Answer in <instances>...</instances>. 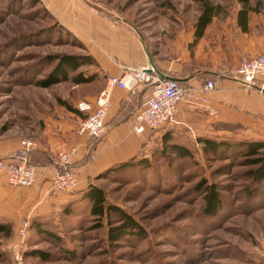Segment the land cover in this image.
Returning <instances> with one entry per match:
<instances>
[{
    "label": "rangeland",
    "instance_id": "374dc122",
    "mask_svg": "<svg viewBox=\"0 0 264 264\" xmlns=\"http://www.w3.org/2000/svg\"><path fill=\"white\" fill-rule=\"evenodd\" d=\"M90 1L129 25L147 47L172 39L180 30L190 32L201 9L198 0ZM208 1L220 6L217 16L223 19L236 14L242 3ZM248 2H259L264 10V0ZM83 52L39 1L0 0V140L37 138L52 122L68 116L72 110L62 102L73 107L75 84L67 80L43 87L38 81L52 71L57 56ZM195 158L196 165L181 161L189 165L182 176L164 172L157 181L138 185L121 172L98 182L108 201L140 224L142 235L108 241L106 225L87 217L83 229L63 235L68 246L76 245L74 261L55 255L50 262L26 258L25 264H264V182L258 184L247 174L255 166L246 165L244 158H206L199 150ZM202 179L216 183L224 199L216 217L201 211L203 198L194 187ZM39 246L56 252L54 245ZM11 248L8 264H13Z\"/></svg>",
    "mask_w": 264,
    "mask_h": 264
},
{
    "label": "crops",
    "instance_id": "0c3cea01",
    "mask_svg": "<svg viewBox=\"0 0 264 264\" xmlns=\"http://www.w3.org/2000/svg\"><path fill=\"white\" fill-rule=\"evenodd\" d=\"M56 22L69 31L88 52L93 64L81 66L89 82L76 84L78 90L74 110L65 118L52 122L40 133L36 149L37 161L27 154L35 166V181L29 187L13 186L0 171V221L9 223V236L0 234V249H8L17 239L22 219L28 217L60 226L63 207L79 200L90 185H98L110 168L133 158H151L164 137L199 150L198 138L256 140L264 142V79L244 85L230 77L242 61L264 52V14L249 15L245 30L237 16H214L204 34L192 44L194 28L180 30L172 39L152 47L126 23L100 10L90 0H39ZM153 62L157 71L180 84L199 88L208 80L214 88L206 93L209 105L216 111L208 114L202 108L181 101L177 105L176 122L158 130L137 133L131 118L144 99L138 89L131 92L118 86L109 88L106 128L88 154L93 139L77 133V127L89 111L78 104L93 107L96 97L107 88L109 76H120L124 70L139 69ZM80 68V69H81ZM121 123L115 124L116 121ZM73 149L72 170L76 186L66 192L51 190V177L56 169L59 151ZM19 139L0 140V156L16 155ZM32 151V150H31ZM39 155V156H38ZM31 235L28 231L27 243ZM8 255V254H7Z\"/></svg>",
    "mask_w": 264,
    "mask_h": 264
},
{
    "label": "trees",
    "instance_id": "16d2710c",
    "mask_svg": "<svg viewBox=\"0 0 264 264\" xmlns=\"http://www.w3.org/2000/svg\"><path fill=\"white\" fill-rule=\"evenodd\" d=\"M36 1L38 2L39 0ZM198 1L201 2V9L194 24V40L192 44L204 34L212 18L220 13L219 5H215L208 0ZM44 12L55 22L56 26L59 25L60 29L66 31L71 37L73 36L56 22L45 8ZM252 12L264 14L261 3L258 2L253 5L248 0H242L236 16L237 22L243 30L247 28L248 18ZM76 42L80 45L77 40ZM56 61L47 77L38 81L41 86H50L67 80L76 85L89 82L92 79V76H85L83 71H77L83 65L94 63L92 56L85 50L83 53L78 54H61L56 57ZM70 73H74L73 76H70ZM144 94L145 90L142 92V95ZM62 103L66 108L74 110L67 102L64 101ZM121 122L122 120H119L115 124ZM197 142L201 144L199 151L203 157H216L218 159L229 160L244 158L246 165L255 166L247 174L252 179H255L258 184L264 182V142L225 138H198ZM195 153L196 149H191L165 136L162 145L153 151L151 158H133L108 169L102 177L108 178L122 172L123 174L132 176L131 183H139L138 185H141V183H150L152 180L157 181L158 174H163L164 172L172 176H182L184 172H188L189 165L183 166L181 161L189 160L196 165L198 162L195 158ZM30 154L34 161L38 160L36 158V149L30 151ZM30 162L32 161L30 160ZM194 188L201 192L204 202L201 210L203 215L216 217L224 209L225 202L216 183L208 184L206 180L202 179ZM250 192H252V189H250ZM87 217L89 219L95 218L96 221H99L100 225H106V238L108 241H117L127 235H142V227L131 214L117 204L109 202L106 193L100 186L90 185L79 200L69 202L63 207L60 226L41 219L31 220L29 228L31 235L28 240V249L24 252L25 259L37 258L41 261L50 262L53 261L52 257L54 258L55 255H59L60 257H68L69 261H74L77 257V250L74 249L76 245L68 246L66 238L63 235L68 236L70 233H73L71 231L83 229V222L87 221ZM61 229L64 232H61ZM11 232V225L0 221V234L9 236ZM42 243H48V246L49 244L54 245L56 252H51L48 248H40L39 245ZM2 262L8 264V255L0 249V263L2 264Z\"/></svg>",
    "mask_w": 264,
    "mask_h": 264
},
{
    "label": "built area",
    "instance_id": "2783aa9c",
    "mask_svg": "<svg viewBox=\"0 0 264 264\" xmlns=\"http://www.w3.org/2000/svg\"><path fill=\"white\" fill-rule=\"evenodd\" d=\"M244 85H251L256 79H264V52L240 62L229 74ZM118 86L134 92L145 90L141 105L131 118L132 129L137 133L145 130H158L167 124L176 122V110L179 102L194 104L210 115L216 111L209 105L206 93L214 88V81L208 80L199 88L184 86L177 80L160 74L155 67L148 65L139 69H127L120 76H109L107 88L96 97L93 107L86 102L78 104L81 111H89L82 118L77 133L87 134L93 139L88 154L95 149V144L106 128V116L109 107V88ZM40 145L36 137H24L19 140L16 155L0 156V171L13 186L29 187L35 181V166L29 163L27 154ZM74 150L67 149L57 154L56 169L51 177V190L66 192L77 183L75 172L71 169ZM31 220L22 219L17 229V239L12 245L13 264H25V247Z\"/></svg>",
    "mask_w": 264,
    "mask_h": 264
},
{
    "label": "water",
    "instance_id": "95a60500",
    "mask_svg": "<svg viewBox=\"0 0 264 264\" xmlns=\"http://www.w3.org/2000/svg\"><path fill=\"white\" fill-rule=\"evenodd\" d=\"M150 65H152L153 67H155L152 61H151V64Z\"/></svg>",
    "mask_w": 264,
    "mask_h": 264
}]
</instances>
